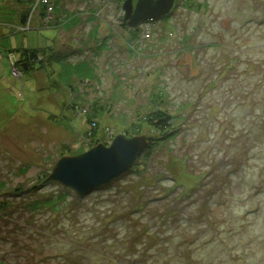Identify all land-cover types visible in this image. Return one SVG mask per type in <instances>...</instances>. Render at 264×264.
Wrapping results in <instances>:
<instances>
[{
	"label": "rangeland",
	"instance_id": "obj_1",
	"mask_svg": "<svg viewBox=\"0 0 264 264\" xmlns=\"http://www.w3.org/2000/svg\"><path fill=\"white\" fill-rule=\"evenodd\" d=\"M52 1L67 13L0 0V261L264 264V0H175L136 37L124 0ZM157 103L173 139L144 121ZM118 134L156 139L138 172L85 194L47 180Z\"/></svg>",
	"mask_w": 264,
	"mask_h": 264
},
{
	"label": "water",
	"instance_id": "obj_2",
	"mask_svg": "<svg viewBox=\"0 0 264 264\" xmlns=\"http://www.w3.org/2000/svg\"><path fill=\"white\" fill-rule=\"evenodd\" d=\"M174 4L175 0H124L122 19L127 26L136 28L144 22L169 16ZM22 66L27 69L25 62ZM147 145L146 136L118 134L109 145L98 143L78 155L61 157L47 180L57 181L79 194H85L129 172Z\"/></svg>",
	"mask_w": 264,
	"mask_h": 264
},
{
	"label": "trees",
	"instance_id": "obj_3",
	"mask_svg": "<svg viewBox=\"0 0 264 264\" xmlns=\"http://www.w3.org/2000/svg\"><path fill=\"white\" fill-rule=\"evenodd\" d=\"M43 9H45L44 6H43ZM22 15H23V17L21 19L22 23H25V22L27 23V18H28L27 17V12L23 13ZM122 25H124V26L127 27V24L125 22H122ZM56 26H57L56 24H55V27L53 25L54 29L56 28ZM128 28H130V27H128ZM132 30L134 32V35L133 36L136 37L138 28H132ZM47 51H52V50L51 49H48ZM61 51H64V53L63 52H60L59 54L60 55L64 54L65 55V58L66 57H72V55L74 54V52L72 50H70V48H67V49L61 50ZM41 53H42V51H39V50H36V49H24L21 52V54H20L22 60H20L19 62L20 63L21 62H25L26 65L28 66V69H30L32 67V65H31V62L32 61L33 62L40 61L41 63H43V58H41ZM160 106L161 105L158 104V107H157L156 111H152L148 116L145 117V120L144 121H145V123L147 125H150L154 129L155 132H158V133L161 134V136H162L161 139H165V140H167V139H169V140L170 139H173L176 136V130H171V128L174 127V125L172 123L173 114H171L169 111H166L165 109L164 110L163 109H160ZM97 112H98V110L96 111V113ZM255 112H256V110H253L252 113H255ZM79 114H82V113H79ZM87 121H88V123H89L90 126L93 125V126L97 127V122H95L94 120H91L90 117L87 118ZM94 131L95 130H93L92 132H90V134H93ZM161 132H163V133H161ZM155 140L156 139L154 137H148V145H147V148H146L145 152H143L144 154L142 153L144 156L149 157V153L148 152L151 150V148H153V145L156 144V143H154ZM94 143L98 144V143H101V142L98 139V140H95ZM254 146H255V144L251 141V147L253 148ZM138 160H139V158L135 162V164L133 166L135 168L132 171L138 172L137 167L140 164L138 162ZM241 169H244V168H240V170ZM55 182H57V181H55ZM105 186L106 185H103V186H100L99 188L100 189L103 188V187L105 188ZM14 190L21 191V188H15ZM0 264H4V263L2 261H0Z\"/></svg>",
	"mask_w": 264,
	"mask_h": 264
},
{
	"label": "crops",
	"instance_id": "obj_4",
	"mask_svg": "<svg viewBox=\"0 0 264 264\" xmlns=\"http://www.w3.org/2000/svg\"><path fill=\"white\" fill-rule=\"evenodd\" d=\"M52 1V0H51ZM53 2V1H52ZM65 8H67L66 6H64V5H60L59 7H58V5H56V7L54 8V10H56V11H58V13L60 14L61 12H62V10L63 9H65ZM54 10H53V12H54ZM70 11V10H69ZM63 12H65V13H67V11L66 10H63ZM71 12V11H70ZM87 16L88 15H86V17L85 18H87ZM70 17H72L70 20H67L68 22L69 21H73V20H75V19H77L76 17H74V16H70ZM58 25L60 24L59 22H56ZM56 26V28H58L59 26ZM65 26H67V25H65ZM56 28H55V31H56V33H57V30H56ZM74 32V31H73ZM101 39H103L104 38V36H102V37H100ZM100 38H96V40L98 39H100ZM100 44H101V42L99 41V44H98V46H100ZM98 48V47H97ZM94 49V50H88L89 52H91L93 55H94V58H97L98 56H97V54L100 52V50H98V49Z\"/></svg>",
	"mask_w": 264,
	"mask_h": 264
},
{
	"label": "built area",
	"instance_id": "obj_5",
	"mask_svg": "<svg viewBox=\"0 0 264 264\" xmlns=\"http://www.w3.org/2000/svg\"><path fill=\"white\" fill-rule=\"evenodd\" d=\"M37 3H40V4H42L45 7V11H46V13H47L48 16H51L52 15L51 13L54 10V5H53V3H52L51 0H37ZM146 35H148V34H146ZM13 74L14 75H17L18 74V70L17 69H14Z\"/></svg>",
	"mask_w": 264,
	"mask_h": 264
},
{
	"label": "flooded vegetation",
	"instance_id": "obj_6",
	"mask_svg": "<svg viewBox=\"0 0 264 264\" xmlns=\"http://www.w3.org/2000/svg\"><path fill=\"white\" fill-rule=\"evenodd\" d=\"M175 5V4H174Z\"/></svg>",
	"mask_w": 264,
	"mask_h": 264
}]
</instances>
